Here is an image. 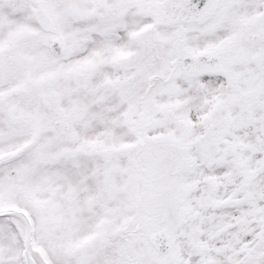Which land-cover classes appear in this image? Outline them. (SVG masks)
I'll list each match as a JSON object with an SVG mask.
<instances>
[{
  "label": "snow or ice",
  "instance_id": "snow-or-ice-1",
  "mask_svg": "<svg viewBox=\"0 0 264 264\" xmlns=\"http://www.w3.org/2000/svg\"><path fill=\"white\" fill-rule=\"evenodd\" d=\"M0 264H264V0H0Z\"/></svg>",
  "mask_w": 264,
  "mask_h": 264
}]
</instances>
